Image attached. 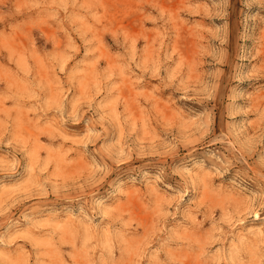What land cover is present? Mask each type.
Wrapping results in <instances>:
<instances>
[{"label": "rangeland", "instance_id": "374dc122", "mask_svg": "<svg viewBox=\"0 0 264 264\" xmlns=\"http://www.w3.org/2000/svg\"><path fill=\"white\" fill-rule=\"evenodd\" d=\"M0 264H264V0H0Z\"/></svg>", "mask_w": 264, "mask_h": 264}]
</instances>
